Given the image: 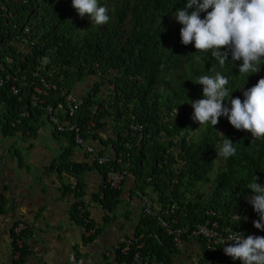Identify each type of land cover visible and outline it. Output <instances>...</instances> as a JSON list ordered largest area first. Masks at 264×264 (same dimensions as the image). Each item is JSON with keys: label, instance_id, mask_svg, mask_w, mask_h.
Instances as JSON below:
<instances>
[{"label": "trees", "instance_id": "16d2710c", "mask_svg": "<svg viewBox=\"0 0 264 264\" xmlns=\"http://www.w3.org/2000/svg\"><path fill=\"white\" fill-rule=\"evenodd\" d=\"M2 2L6 16L0 9V58L11 57L9 71L18 79L8 78L0 85V132L7 135L23 133L25 129L31 132L37 120L46 117L42 109L30 105L33 87H42L40 79L48 85L44 94L38 93L42 105H50L60 115L58 105L64 106V94L70 93L76 82L96 75L98 80L80 96L71 120L78 123L82 137L87 138L91 133L86 129L89 120L94 130L109 119L114 138L108 141L113 155H105L99 149L97 154L105 158L106 164L121 169L122 164L116 163L114 156L123 153L122 162L129 163L133 183L128 198L134 190H148L156 214L139 216L133 226V232L141 236L139 252L147 264H174L178 252L173 235L165 231L158 217L187 232L206 219L216 220L219 227H233L242 221L247 226L259 218L246 197L251 195L247 185L253 176L264 179V139L254 140L250 132L235 129L223 116L214 127L210 123L202 125L192 135L190 130L195 122L190 102L202 98L203 86L194 82L202 75L214 76L216 72L229 78L226 87L232 97L243 100V91L264 77V61L258 73L244 75L238 72L240 62L232 61L230 52L229 60L221 66L211 52H198L194 44L183 45L182 25L174 15L177 9L185 7L187 0H99L108 7L110 16L109 22L101 26L91 23L87 15L80 17L71 0ZM23 27L27 31L23 32ZM26 34L32 44L28 43L27 49L23 47L25 52L21 55L14 43L21 42ZM33 71L36 75H32ZM105 83L110 86L100 96ZM12 85L17 88L16 93ZM93 104L95 111L91 113ZM22 110L27 114L19 117ZM16 118L19 121L12 124ZM133 124L140 128L131 129ZM54 132L62 134L67 145L73 144L71 133ZM227 138L236 143L237 154L227 159L221 157V167L209 178L216 148ZM124 142L129 143L128 148L123 147ZM67 149L68 146L49 166L74 177L72 191L78 199L69 212L82 226L77 212V206H83L81 175L95 167L104 177L107 166L95 160L76 164L67 160ZM13 152L19 159L17 150ZM207 181L210 182L207 192L195 188L197 183ZM64 187L68 189L67 185ZM121 190L100 184L92 199L102 209L113 212L122 203ZM172 202L176 208L164 216L163 209ZM235 214L241 217L240 221L233 219ZM94 225L92 235L81 234L84 241L92 240L100 232V225L89 219L87 226ZM187 232L180 235L181 242L193 239L187 237ZM258 235L264 236V231L260 230ZM195 240L201 244L202 261L241 264L226 254L217 256L219 249L208 251L199 238ZM22 248L15 261L20 259ZM74 255L77 258L79 254ZM98 256L101 260L98 264H107L102 252ZM115 258L119 263L128 259L118 253Z\"/></svg>", "mask_w": 264, "mask_h": 264}, {"label": "crops", "instance_id": "0c3cea01", "mask_svg": "<svg viewBox=\"0 0 264 264\" xmlns=\"http://www.w3.org/2000/svg\"><path fill=\"white\" fill-rule=\"evenodd\" d=\"M90 81L85 78L75 83L72 91L82 95L83 86L89 87ZM111 124L106 118L102 126L87 135V142L105 155H113L108 141L114 138ZM67 143L44 117L37 120L31 132L29 129L12 135L0 132V264H95L93 258H98L102 250L121 239L137 222L139 204L135 197L128 198V183L121 190L122 203L113 212L102 209L92 199L101 182V175L92 167L81 175L84 187L80 199H86V211L100 225V232L92 240L84 241L79 221L73 220L69 212L78 199L72 191L75 179L49 166L66 146L67 160L89 164L83 149ZM13 150H17L19 159ZM16 221L26 223L18 261L11 257L10 243L11 226ZM177 249L174 264H218L200 259L198 240H183ZM75 252L79 254L77 258Z\"/></svg>", "mask_w": 264, "mask_h": 264}, {"label": "clouds", "instance_id": "9594fccd", "mask_svg": "<svg viewBox=\"0 0 264 264\" xmlns=\"http://www.w3.org/2000/svg\"><path fill=\"white\" fill-rule=\"evenodd\" d=\"M71 4L80 17L87 15L97 26L110 20L108 7L101 5L99 0H71ZM3 7L0 9L5 17V5ZM201 13L205 15L202 17ZM174 16L182 25L180 40L183 45L194 44L198 52H211L221 66L229 60L230 52L231 60L240 62V74L260 71L264 61V0H187L185 7L177 9ZM28 43L32 44V41H28L26 34L21 42L14 44L23 55L25 51L22 48L27 49ZM194 83L203 86L202 98L190 102L194 122L199 126L210 123L214 127L223 116L235 129L250 132L254 140L264 139V77L243 91V100L232 97V92L226 87L229 78L220 72L214 76L202 75ZM75 95L78 98L82 96ZM216 152L217 156L225 159L234 157L237 154L236 143L229 138L224 139ZM258 180L254 175L247 185L251 195L246 199L259 217L253 221L254 227L264 231V184ZM237 219L240 221L241 217L237 215ZM223 245V252L232 260H239L241 264H264V236L249 234L245 237L244 233L233 231L224 239Z\"/></svg>", "mask_w": 264, "mask_h": 264}, {"label": "built area", "instance_id": "2783aa9c", "mask_svg": "<svg viewBox=\"0 0 264 264\" xmlns=\"http://www.w3.org/2000/svg\"><path fill=\"white\" fill-rule=\"evenodd\" d=\"M4 5L2 4L0 6L1 9H4ZM24 31H27V27L24 28ZM7 65H11V58L9 56H6L5 58L1 59L0 58V85L5 83L6 79H8L7 76V71L4 69V62ZM4 74V75H2ZM32 75H36V71L32 72ZM41 85L42 87H34L33 88V93L30 95V105L40 108L46 113V117H44L52 126V129L57 132H63L67 131L72 134V140L73 144L80 147L81 149L84 150V152L88 155L89 160H95L97 164H103L107 166V169L104 172V177H101V182L100 184L102 186L107 185L108 187L118 189L124 186L125 183H128L129 189L133 185L131 179L132 176L128 171V162H122V155L123 153L120 152L118 155L114 156V160L116 163H121L122 167L121 169L114 167L113 165H109L105 163V158L101 155L97 154L98 149L95 148L93 145L89 144L87 142V138L82 137L80 133V127L78 123L74 120H71L75 111L77 110L79 106V98L72 92H68L64 94L63 100H64V106H59V111L58 115L55 113V110L51 108L50 105L43 104V100L39 99L38 93H45L44 88H47L48 85L42 80ZM12 91L14 93L17 92L16 87H11ZM41 104V105H39ZM95 111V104H93L90 107V112L93 113ZM19 117L21 116H26V111L22 110L19 113ZM57 114V115H56ZM19 121L18 118L15 119V121L12 123H17ZM93 122L91 120L88 121L86 129L89 130V132L93 131ZM131 129L137 130L140 128L139 125L133 124L130 126ZM124 148L129 147L128 142H124L123 144ZM261 184H264V179H261L258 181ZM133 197H135L138 200L139 204V211H138V217L139 216H147V215H154L156 212V206L152 202V198L150 197L148 190L144 189L143 192H140L139 190H134ZM83 202L82 205L77 206V212L79 218L82 219V226H81V234L85 237L90 236L94 233V226L88 227L87 223L88 220L91 219L89 214H85L86 211V199L81 200ZM176 208L175 202H172L168 204L164 209L162 214L164 216L168 215L169 213H172L174 209ZM208 213H212L209 211ZM237 215H233V219H236ZM159 223L164 227L165 231L171 235H173V241L175 242L176 246H178L181 241H180V235L183 232H187L185 228H173L168 225L167 221L163 219V217H158ZM242 225V226H240ZM235 224L233 227L229 226H223L219 227L217 225L216 220H210L206 219L202 223L196 224L192 229H190L187 232V237L188 238H199L201 240L202 246L208 250V251H215V250H220L217 253V256L221 257L224 256L223 252V241L226 239L227 236L232 234L233 231L236 232H242L244 233L245 237L249 234H255L258 235L260 232L259 229H256L252 224H249L247 226H243V221L241 224ZM26 230V223L23 221H16L12 226H11V232H10V243H11V257L12 259L16 260L18 259L20 253L19 250L23 246V241L21 238L22 232ZM126 237H122L121 239H117L115 242H113L109 247H107L104 251L102 250V254H104L108 259L107 264H147V260L145 257L140 255L139 249L142 246V243L139 242L140 240V235H136L133 232V228L127 233L124 234ZM13 247V248H12ZM120 254L121 256L128 257L127 260L121 261L119 263L117 261L116 254ZM98 258H93V262L95 264L100 263V257L97 256Z\"/></svg>", "mask_w": 264, "mask_h": 264}, {"label": "rangeland", "instance_id": "374dc122", "mask_svg": "<svg viewBox=\"0 0 264 264\" xmlns=\"http://www.w3.org/2000/svg\"><path fill=\"white\" fill-rule=\"evenodd\" d=\"M2 62H4V61H2ZM4 69L7 71V76H8V78H10V79H18V78H16V77H14V75H13V72H10L9 71V69L11 68V66L12 65H7V64H5V62H4ZM18 70V69H17ZM22 78V77H21ZM85 79V78H84ZM83 79V80H84ZM7 80V79H6ZM82 80V81H83ZM88 80H91L90 82H89V87H87L86 88V86H83V89H82V95H84L88 90H90L91 89V87L93 86V83L95 82V81H97L98 80V77L96 76V75H92V76H89L88 77ZM81 81V82H82ZM80 83V81L78 82V83H76V84H79ZM75 84V85H76ZM87 85H88V83H87ZM13 87H15L14 85H12ZM109 84L108 83H105L104 85H102V87H101V90H100V92H99V95L100 96H104L105 94H106V92L108 91V88H109ZM34 87H36L37 88V86L35 85ZM33 87V88H34ZM86 89V90H85ZM72 90H73V87H72ZM90 92V91H89ZM79 104H80V100H79ZM202 125H200L199 126V124L197 123V122H195L194 123V125H193V127H192V129L190 130V134H192V135H196L197 134V132H198V127H201ZM220 132V131H219ZM222 163H223V161H222V158L221 157H219V156H217V154L215 155V158H214V160H213V165H212V170L208 173V177L209 178H211L212 176H213V174L216 172V171H218V169L221 167V165H222ZM209 187H210V182L209 181H207V182H204V183H197L196 184V186H195V188L196 189H198V190H200V191H202V192H207L208 190H209ZM219 264V263H218Z\"/></svg>", "mask_w": 264, "mask_h": 264}]
</instances>
